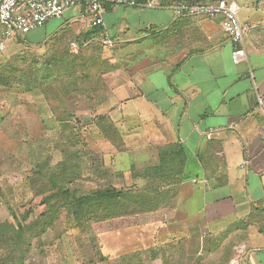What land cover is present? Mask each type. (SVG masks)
<instances>
[{"label": "crops", "instance_id": "1", "mask_svg": "<svg viewBox=\"0 0 264 264\" xmlns=\"http://www.w3.org/2000/svg\"><path fill=\"white\" fill-rule=\"evenodd\" d=\"M177 1L107 5V33L87 20L78 27L94 29L92 43L116 37L112 46L129 64L116 85L121 103L112 115L123 144L114 154L112 169L120 176L114 185L145 187L146 169L159 165L169 145L181 147L185 158L182 182L167 186L179 193L181 217L152 221L158 231L149 235L105 231L104 249L137 259L151 247L162 255L174 250L170 264H229L241 247V264H264V0H236L247 53L239 64L223 18L177 17ZM214 248L220 258L209 261Z\"/></svg>", "mask_w": 264, "mask_h": 264}, {"label": "rangeland", "instance_id": "2", "mask_svg": "<svg viewBox=\"0 0 264 264\" xmlns=\"http://www.w3.org/2000/svg\"><path fill=\"white\" fill-rule=\"evenodd\" d=\"M84 20L76 6L70 7L62 18L8 40L0 53V231L15 228L0 238V264H135L138 259L152 264L160 257L170 264L174 250L162 255L148 247L143 257L129 260L111 256L102 233L158 231L152 221L181 217L175 211L178 191L154 190L149 182L141 191L150 197L144 211L80 225L57 209L55 198L45 200L58 183L71 194L88 196L120 178L112 165L122 136L112 115L121 103L116 85L129 64L118 46L82 44L78 27ZM29 209L33 214L21 228L20 218ZM40 212L47 217L38 223ZM216 252L209 253V261L220 258Z\"/></svg>", "mask_w": 264, "mask_h": 264}, {"label": "built area", "instance_id": "3", "mask_svg": "<svg viewBox=\"0 0 264 264\" xmlns=\"http://www.w3.org/2000/svg\"><path fill=\"white\" fill-rule=\"evenodd\" d=\"M78 4L84 8L82 16L93 26L101 27L105 26L103 14L107 5L164 6L162 0H0V53L6 49L8 40L22 37L51 19L62 18L66 9ZM172 9L177 17H222L223 29L233 45V63L239 64L247 59L243 45L245 30L239 19L240 5L236 0H179ZM100 41L109 46L114 44L107 35L101 36ZM262 108L264 110L263 105ZM241 252L242 248H237V255L229 264H241L238 260Z\"/></svg>", "mask_w": 264, "mask_h": 264}, {"label": "trees", "instance_id": "4", "mask_svg": "<svg viewBox=\"0 0 264 264\" xmlns=\"http://www.w3.org/2000/svg\"><path fill=\"white\" fill-rule=\"evenodd\" d=\"M93 27H95V29L97 28L103 30V27L101 26H93ZM92 33H94V29H92L90 32L83 31L78 33V35L81 34L80 35L81 38L79 39H81L82 44L92 43L91 41ZM100 43L103 44L102 42ZM100 132L103 134H108L103 132L101 128H100ZM76 156L78 160L81 159V157H79L78 154ZM184 160L185 158L182 148L176 147V149H174L172 145H169L167 149L161 151V159L159 165L157 167H154L153 169H148L149 171L147 170V172H149V181L146 184V186L143 188H138V187L118 188L114 185H111L100 188L88 196H78L71 194L69 191H67L64 185L58 183L57 185H54L52 189H48L49 193H47L48 195H45V200L46 198L48 200L51 198H55L56 199L55 205L57 206V209L67 212V215L72 216L78 225L91 220L95 222H101L110 218L118 219L122 217L131 216L141 211H144L143 208L146 205H149L150 197L148 199H145L143 193L141 192L144 191L146 188H148L147 186L149 182L153 181L155 183L154 185L156 187L154 188V190L177 191L176 188H168L167 186L170 184L179 185L182 182L184 178L183 175V168L185 164ZM66 161H68V158L65 161H63V163H60V165H66ZM78 163H79L78 168L80 169L81 162ZM166 166L170 168L167 169L165 168ZM56 179L60 180V178H56ZM147 191H150V189ZM31 214H33V209H29L28 211H25L23 213L22 217L20 218L21 228L27 222ZM15 217L18 216L15 215ZM46 217H47V213L40 212L37 215L36 219L38 223H41L45 221ZM133 224L138 225V223L136 222ZM8 229L14 231L15 228L13 226H8L7 229L6 227L1 228L0 231L1 240L5 238L3 233ZM127 259L129 260L130 258L128 257Z\"/></svg>", "mask_w": 264, "mask_h": 264}]
</instances>
